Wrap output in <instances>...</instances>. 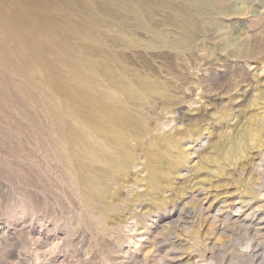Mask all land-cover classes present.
<instances>
[{
  "label": "rangeland",
  "instance_id": "1",
  "mask_svg": "<svg viewBox=\"0 0 264 264\" xmlns=\"http://www.w3.org/2000/svg\"><path fill=\"white\" fill-rule=\"evenodd\" d=\"M12 1L0 5L16 16ZM62 1L46 19L51 39L68 18L73 29L98 23L101 0H44ZM107 2L146 6L165 40L132 21L108 46L130 74L157 86L121 104L138 116V132L122 138L127 164L96 176L104 186L92 213L51 150L42 105L24 97L8 68H24L27 54L0 36V264H264V0H207L204 15L191 0L196 34L184 39L167 10L176 0ZM25 7L39 11L33 1Z\"/></svg>",
  "mask_w": 264,
  "mask_h": 264
},
{
  "label": "bare ground",
  "instance_id": "2",
  "mask_svg": "<svg viewBox=\"0 0 264 264\" xmlns=\"http://www.w3.org/2000/svg\"><path fill=\"white\" fill-rule=\"evenodd\" d=\"M26 1H33L39 11H29L25 7ZM189 1L191 0H176L177 3L167 9L174 19L171 25H174L183 39L196 34L193 31L196 17L191 11ZM194 1L198 2L196 14L208 13L207 0ZM12 3L18 10L16 16L14 13H4L0 5V36L2 39L7 37L9 40L19 42L22 53L27 54V58L24 59V68L18 67L14 61H10L8 68L17 76L16 85L24 97L33 94L34 101L42 105L41 109L47 115L44 121L49 127L47 128L51 150L65 159L67 173L81 200L85 202L87 212L92 213L90 201L91 199L95 202L100 201L99 192L104 186L96 176L107 173L111 166H119L121 160H125L124 166L127 164L131 149L122 138L136 137L138 132L136 128L138 116L136 118L130 112L129 114L124 112L121 104L134 100L144 101L146 96L136 92V89H141V86L142 88L147 86L149 89L157 86V83L150 79L143 78L144 81H141V77L130 74L118 54L108 50V46L118 43L131 28H136L132 21H136L161 40L164 39L162 29L152 25L153 20L144 11L146 6L144 8L139 4H109L107 0H101L98 23L78 25L79 27L73 29L74 20L68 18L67 27L59 26L54 37L56 39H51L48 30H44L47 25L46 19L52 16L50 13L65 7L63 1L57 5L44 0H13ZM225 9L228 13L235 10L229 6ZM22 18L28 19L31 25L38 27L39 30L43 29L44 32H34L32 27L27 28L28 26L25 30ZM115 26L118 27L117 31L113 29ZM115 32L117 35H114ZM64 35L77 36L81 43L75 39L68 41L59 39ZM44 51L54 56L57 61L51 62L47 56H43ZM53 68L57 69L56 73L52 71ZM67 115L77 124L68 122L64 117ZM98 138L107 143L113 142L115 153L110 155L101 150Z\"/></svg>",
  "mask_w": 264,
  "mask_h": 264
}]
</instances>
